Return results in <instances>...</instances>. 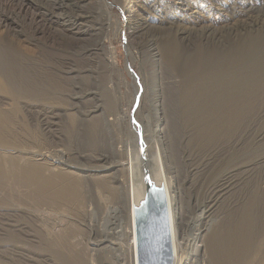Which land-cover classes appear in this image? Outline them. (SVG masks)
<instances>
[{"label": "bare ground", "instance_id": "1", "mask_svg": "<svg viewBox=\"0 0 264 264\" xmlns=\"http://www.w3.org/2000/svg\"><path fill=\"white\" fill-rule=\"evenodd\" d=\"M2 2L18 3L21 12L30 8L29 0ZM109 5H117L129 13L125 53L131 64L127 61V75L117 62L116 49L106 44V40L110 41L108 28L112 26L116 35L121 26L118 20L110 21ZM48 6L47 13L35 9L45 14L41 22L35 21V13H31L30 21L24 22L23 27L0 20V29L3 28L0 62L5 63L7 58L12 66L9 77L0 74V123L10 119L7 115L10 113H4L3 107L10 110L12 104L19 102L20 90L11 87L10 79L21 82L24 72L35 73L44 80L54 76L51 72L54 66L50 68L43 57L56 48L66 49L74 52L72 59L82 64L94 60L96 66L61 71L59 77L70 85L64 97L76 102L90 99L95 105L90 111L82 108L83 118L66 138L57 131L54 124L58 126V123L48 121L43 114L45 138L61 141L71 151L90 149L106 139L107 115L119 120L125 115L121 109L124 103L140 101L142 144L135 149L126 145L124 161L111 164L107 163V157L86 155L83 165L76 160L70 163V157L53 160L50 154L37 153L33 155L36 160L52 162L53 175L49 166L39 165V161L38 166L29 163L28 167L25 164L26 168H14L17 175L11 172L13 179L4 171L2 177L6 174L13 184L25 187L32 198L60 200L64 196L77 197L78 191L73 187L86 184L89 189L93 179L110 184L125 181L129 203V264H138V224L146 222L150 198L159 210L168 214L172 264H188L187 257L179 255L183 247L192 244L195 251L201 246L212 249L220 246L227 235L246 253L251 240L264 234V0H49ZM12 25L19 29L14 31ZM25 32L29 35L24 39L35 44V51L18 40ZM135 57H140L137 72L132 68ZM58 64L64 65L63 61ZM43 81L40 80L42 84ZM30 85L26 86L27 91L37 94L36 86ZM106 105L111 106V111L105 114ZM116 152L122 153L119 149ZM105 161L107 165H103ZM121 172L125 180H121ZM228 211H233L229 225L224 238L219 239L221 231H214L212 225ZM185 214H197L192 227L199 231L198 222H201L206 232L203 236L199 231L193 234L191 242L180 243Z\"/></svg>", "mask_w": 264, "mask_h": 264}, {"label": "rangeland", "instance_id": "2", "mask_svg": "<svg viewBox=\"0 0 264 264\" xmlns=\"http://www.w3.org/2000/svg\"><path fill=\"white\" fill-rule=\"evenodd\" d=\"M108 1L112 0H107V2ZM16 2L11 5L7 3L5 4L2 0H0V20L5 19L8 22L14 23V26L18 24V26L21 25L23 27L25 23L30 21L31 13H35V21L37 22H41L45 19V14L42 12L39 13L35 9L40 11L46 10V13L49 9V0H29L30 8H24L26 12L19 11V5ZM121 4L123 6L124 3ZM10 6L15 7L12 8ZM109 6L112 9V18L110 21L118 20L121 22V26L116 35L112 32V26L108 28V37L110 41L108 42V40H106V44L108 47L110 46L109 48L116 49L117 62L120 68L125 72L127 61L131 64L130 59L125 53V38L128 29L126 18L129 13L127 10L120 8L117 5ZM54 11L56 13L59 12L56 8ZM100 11L104 15L105 19H107L104 11L102 9H100ZM96 18H98L97 15ZM12 28L14 31L19 29L17 27L14 28L13 25ZM2 33L3 28L0 29V34ZM28 35L29 34L25 32L20 36V38H18V40L25 47H29L34 50L35 44L31 40L24 39L25 36ZM65 51L66 49L56 48L50 51V55L48 54L43 57V61L46 62L50 68L54 66L53 68L55 69L51 71L54 73V76L52 75L51 77L50 75L44 80V77H37V75H33L35 73L30 74V72H24L25 74H22V81L24 79L23 82L16 79H10V83H12L10 84L11 87H15L14 89L18 92L20 90V97L18 98L19 102L16 105L12 104V109L10 108L9 110V107L7 106L3 107L4 113H10L7 114L10 115V119H6V122L3 121L6 125L2 122L0 123V129L2 127H4V130L6 129V131L2 129L0 130V132H4H2L3 136L2 133H0V138L3 139L0 140H2L1 142L5 141L3 143L0 142V148H2L0 149V264H129L128 259H130V254L128 251L130 237L128 233L130 226L128 224L129 218L127 216L129 203H127L128 197L126 196L127 190L125 188H127V186L124 185L126 184L125 181L110 184L103 183L98 180L95 181L93 179L89 189H87L86 184H77V186L75 185L76 187H73L79 192H75L77 197L69 198V196H64L61 198V200L63 199L62 201L60 198H32L28 195V193H26L27 191L25 187H19L11 182L14 177L11 175V172L14 175H17V173H14L15 171L17 172L14 168H21L22 166V168H26L25 164H27L28 167L29 163L37 165L41 162V160H36V157L33 156L37 153L50 154L53 156V160L62 156L63 160L64 156L67 158L70 157V159L72 158V162L70 163H73L76 160V163H82L83 165H85V158H88L86 155H90V157L95 158L107 157V163L111 164V162L124 161L123 153L126 145L130 146L131 149H135L136 146L142 144V118L140 116V114H142V102L140 101H135L130 105L124 103L121 109L125 115L119 118V120L118 118L115 119L114 116L107 115L106 118L108 119L105 120L106 122L108 121V132L105 135L107 137L102 143L95 142L97 143L96 146L94 144L90 147V149L88 147L77 148L78 150H75V152L74 150H68L67 146L62 144L61 141L53 142L52 140L45 138L46 136L42 131L43 125L41 120L43 114L48 121L58 123V126L57 124H54L56 125L55 127H57V131H61V135L66 138V134L68 135L70 132L72 133V130L76 129L78 121L83 118V114L80 113V111L83 109L84 111H90L95 105V102L90 99H87L84 102H76L66 100L64 97L69 91L68 89H70L69 82H63V80L59 77L62 72H65L64 70H67L68 68L84 70L92 69L93 65L96 66V64L92 63L94 60L90 62L86 61L88 63L82 64L80 60L78 62V59H72L74 52L71 50ZM4 58H2V60H4ZM66 60L68 62H66ZM59 61H63L64 65L58 64ZM133 61L134 64L132 65V68L135 72H137L140 57H135ZM0 63V74L4 78L9 77L12 70L10 61L5 58V63ZM83 67L86 68L83 69ZM125 74L127 75L126 72ZM32 75L33 79L31 78ZM28 77H30L32 81ZM128 79L130 82H133L131 78L128 77ZM40 80L41 82L44 80L43 84ZM31 83L38 89L37 94L34 93L35 95H31L29 90L27 91V87H29ZM123 91L125 92L124 89ZM110 108V105L103 106L105 114L111 111ZM57 112L60 114L58 117L57 115L54 116ZM47 116H49V118ZM109 118L113 120H110ZM109 120L112 121V126L109 125ZM8 124L10 125V128L6 127ZM7 128L9 132L7 131ZM113 129L115 130L114 132L112 131ZM7 137L10 138L6 139ZM10 139L13 141L16 139V142L18 143L14 141L13 146V141H10ZM4 143L8 145H5ZM16 144H18V147H16ZM9 145L11 147H9ZM117 149L121 150L122 153L116 152ZM112 151L116 153L114 154ZM28 152L31 153L32 157L29 156ZM42 162L39 165L43 164L47 167L49 166V169H53L50 167V165H52L51 161L48 164H46V162ZM104 164L107 165L106 161L103 165ZM68 169L74 171L72 168ZM51 170L50 173L54 174L55 172ZM1 171H4V173L12 179L6 177V174L5 177H2L4 176V173L2 174ZM122 175H124V173L121 172V180H125V178L123 179L125 176ZM2 181H4L5 184ZM82 192L88 197L84 196ZM65 198L68 200H65ZM231 212L233 211L225 213L224 217L212 225L214 226L212 227V229H215L214 231H221L222 235L219 239L224 238L226 234V229L229 225L228 218L232 215L230 214ZM196 217L197 214H185L184 220L186 221V225L182 229L184 230L182 238H178L180 243H183L185 240L191 242L194 238L193 234H196L199 231H201L200 235H203L206 232L205 227L201 222H198L199 226L197 228L199 231L194 230L195 228L192 226L196 223ZM18 230L20 232H18ZM227 239L228 235L220 246L216 245L212 249L201 246L199 250L195 251L194 246L190 244L188 245L189 247H183V250L180 251L179 255H182L184 258L187 257L188 264H264V234L257 239L251 240V247H248L246 253H242L240 251L241 245L236 243V240L231 238ZM202 242L206 243L205 239H202Z\"/></svg>", "mask_w": 264, "mask_h": 264}, {"label": "water", "instance_id": "3", "mask_svg": "<svg viewBox=\"0 0 264 264\" xmlns=\"http://www.w3.org/2000/svg\"><path fill=\"white\" fill-rule=\"evenodd\" d=\"M149 201L146 222L143 225L138 224L140 239L137 246V262L138 264H172L168 214L164 210H159L152 203L151 198Z\"/></svg>", "mask_w": 264, "mask_h": 264}]
</instances>
